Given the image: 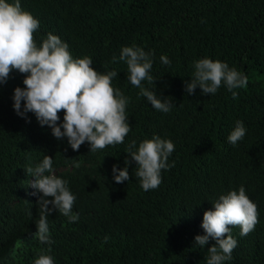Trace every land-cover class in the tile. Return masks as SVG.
<instances>
[{
    "label": "trees",
    "instance_id": "obj_1",
    "mask_svg": "<svg viewBox=\"0 0 264 264\" xmlns=\"http://www.w3.org/2000/svg\"><path fill=\"white\" fill-rule=\"evenodd\" d=\"M20 3L40 21L34 34L38 44L52 33L69 45L74 59L88 56L97 71L118 73L112 84L128 98L131 131L123 144L90 152L85 142L74 151L67 138L57 140L51 128L41 127L33 113H27L30 122L17 114L14 90L25 87V75L13 70L0 85V206L8 205L14 186L24 183L23 175L31 176L25 170L35 169L47 155L55 174L76 196L72 214L79 218L70 221L53 211L48 217L52 243H42L30 236L38 232L37 224L27 222L39 218L42 193L35 201L19 202L24 210L4 211L8 223L0 221V244L7 239L0 262L6 257L7 264H34L39 256L50 255L54 264H207L208 248L216 241L195 245V237L205 234L204 212L214 210L221 195L244 186L258 207L259 222L246 236L239 226L231 227L238 246L223 264H264V0ZM133 46L143 48L153 61L155 82L142 81V86L170 101L169 112L154 109L129 81L126 61L119 57L124 47ZM162 56L171 63H162ZM204 58L246 75L247 86L233 89L235 98L223 84L215 94H202L199 86L189 94L186 82L194 78L195 62ZM59 115L62 123L63 111ZM237 121L247 131L233 145L228 136ZM154 136L174 143L168 160L174 166L162 170L157 189L144 191L129 149L133 141L135 151ZM74 160L81 162L79 168ZM125 160H131V179L116 183L113 166L123 169ZM17 227L22 229L18 244L20 233L30 239L18 254L9 246L16 241L8 239Z\"/></svg>",
    "mask_w": 264,
    "mask_h": 264
},
{
    "label": "clouds",
    "instance_id": "obj_2",
    "mask_svg": "<svg viewBox=\"0 0 264 264\" xmlns=\"http://www.w3.org/2000/svg\"><path fill=\"white\" fill-rule=\"evenodd\" d=\"M39 27L40 21L22 9L20 0H0V85L7 82L13 70L25 75V87L14 90V110L28 122L27 113H33L41 127L51 128L57 140L67 138L74 151H78L85 142L90 145V152L103 150L109 145L123 144L131 128L126 115L128 98L112 84L118 73L115 70L106 74L97 71L92 58L88 56L74 59L69 45L52 33L38 44L34 34ZM116 59L114 57L113 62ZM119 60L126 61L129 81L141 89L140 94L147 98L152 107L157 111L169 112L172 107L170 101L142 86V81L149 84L155 82L150 75L153 67L150 54L140 47H124ZM161 61L166 65L171 63L166 56H162ZM222 84L235 98L237 93L233 89L246 87L248 78L225 62L204 58L195 62L194 78L191 83L186 82V91L193 94L199 86L202 94H215ZM61 111L64 113L62 123L59 115ZM246 131L244 123L237 121L228 141L235 145L245 137ZM135 146L133 141L129 155L137 163L136 176L142 189H157L162 183V170L174 166V163H168L175 150L174 143L170 139L154 136L144 140L137 150L132 151ZM73 162L76 168L80 167L81 162ZM130 164L131 160H125L123 169L113 166L116 183L131 179ZM25 171L31 176L27 178L23 175L24 183L14 186L16 191L10 193L8 205L0 206V221L8 223L5 213H20L24 209L16 204L35 201L38 193H42L38 201L39 218L36 221L27 218L31 220L27 222L38 227V232H31L30 236L51 244L48 217L53 211H58L69 217L70 221L78 220V214H72L76 196L69 190L68 182L55 174L51 156L45 155L35 169L29 167ZM213 204L214 210L204 212L202 228L205 234L195 237V245L205 246L210 239L215 240L216 243L208 248L207 264H223L231 260L232 252L238 246L237 240L230 234L231 227L239 226L240 235H248L259 222L258 207L248 197L244 186H240L238 191L232 190L221 195ZM27 213L28 216L32 215ZM16 225L20 226V223ZM20 231L21 227H17L8 236V239L16 241V244L9 246L17 248V254L19 250L24 252L30 243L28 233H20V248L17 241ZM6 242L7 239L0 244V251ZM0 264H7L6 257ZM34 264H54V260L50 255H41Z\"/></svg>",
    "mask_w": 264,
    "mask_h": 264
}]
</instances>
